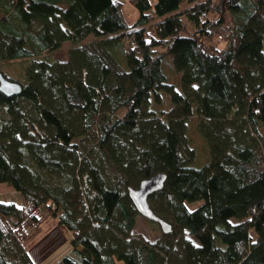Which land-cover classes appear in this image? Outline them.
Returning <instances> with one entry per match:
<instances>
[{
  "label": "trees",
  "instance_id": "obj_1",
  "mask_svg": "<svg viewBox=\"0 0 264 264\" xmlns=\"http://www.w3.org/2000/svg\"><path fill=\"white\" fill-rule=\"evenodd\" d=\"M132 2L129 23L121 0H0V61H26L0 68L22 86L0 91V264H39L48 219L59 264H264V0ZM158 172L168 233L129 195Z\"/></svg>",
  "mask_w": 264,
  "mask_h": 264
},
{
  "label": "rangeland",
  "instance_id": "obj_2",
  "mask_svg": "<svg viewBox=\"0 0 264 264\" xmlns=\"http://www.w3.org/2000/svg\"><path fill=\"white\" fill-rule=\"evenodd\" d=\"M123 2V13L129 23L133 22L138 17V10L132 0H121ZM69 42L63 44V46L55 51V55L59 58L66 57V51ZM26 61L16 60V64L14 61L2 60L0 61V68L2 70L8 71L10 75L17 77L15 72L17 67H25ZM22 79L24 77H21ZM163 95H165L163 93ZM168 97V96H167ZM169 98V97H168ZM170 106V98L169 103ZM3 114V109L0 108V115ZM189 135L191 138V144L196 147V155L191 163L195 167H200L207 162L208 154H207V144L204 141V137L201 135L199 128L196 126L195 121H190L188 126ZM8 183H0V199H14L19 197ZM55 220L48 219L46 223H44L39 229H35L32 233V238L29 243L30 247L34 250L35 257H39V264H59L60 260L69 253L72 249L71 244V233L68 230L63 231V238L58 234L57 227H55ZM137 225L138 228L142 231L149 233L152 237H155L157 233L155 232L156 225L153 224L152 221H148L147 219L138 216L137 217ZM54 228L55 235L53 237L48 238L49 231H52ZM189 238L193 241L197 242V240L187 234ZM121 264H125L124 262Z\"/></svg>",
  "mask_w": 264,
  "mask_h": 264
},
{
  "label": "water",
  "instance_id": "obj_3",
  "mask_svg": "<svg viewBox=\"0 0 264 264\" xmlns=\"http://www.w3.org/2000/svg\"><path fill=\"white\" fill-rule=\"evenodd\" d=\"M0 91L6 96H13L22 91L21 83L15 79L8 78L0 70ZM167 175L158 172L152 176L141 180L137 187H129V195L137 210L144 217L156 221L160 224L163 232L168 233L172 229V224L161 216L157 215L150 206L149 197L151 194L162 189L165 185Z\"/></svg>",
  "mask_w": 264,
  "mask_h": 264
},
{
  "label": "crops",
  "instance_id": "obj_4",
  "mask_svg": "<svg viewBox=\"0 0 264 264\" xmlns=\"http://www.w3.org/2000/svg\"><path fill=\"white\" fill-rule=\"evenodd\" d=\"M39 263H40V261H39Z\"/></svg>",
  "mask_w": 264,
  "mask_h": 264
}]
</instances>
